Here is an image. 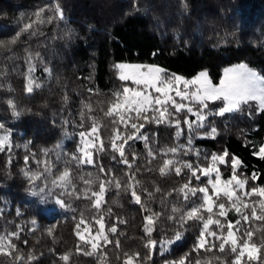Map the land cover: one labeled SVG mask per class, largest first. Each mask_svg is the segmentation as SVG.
Listing matches in <instances>:
<instances>
[{"label":"trees","instance_id":"obj_1","mask_svg":"<svg viewBox=\"0 0 264 264\" xmlns=\"http://www.w3.org/2000/svg\"><path fill=\"white\" fill-rule=\"evenodd\" d=\"M57 3L63 10V20L40 24L36 26L37 34L23 32L15 44L0 48V68L7 72L0 78V84L4 85L0 87V123L11 131V148L0 151V208L4 209L0 217V234L16 231L19 226L22 231L13 243L25 257L28 253L39 257L34 264H63L59 256L64 253L72 254L70 264H97L95 256L76 252L78 238L72 219L73 215L78 218L81 211L90 219L94 213L90 201L83 197H64L65 203L76 210L74 213L59 207L54 197L34 196L32 191L42 187L45 179L35 181L37 188L33 189L25 171H36L37 160L50 159L53 167L52 175L47 177L49 187L51 180L67 166L78 190L84 187L78 179L80 175L89 172L99 175L97 168L77 167L62 153L76 151L78 137L75 134L81 130L78 125L85 103L92 104L91 115L103 124L101 135L108 146L112 124L101 109L106 110L111 93L125 84L117 77L114 69L117 63L155 65L169 74L188 79L206 71L214 84L219 83L224 69L241 63L264 76V0H0V41L7 44L25 23L35 19L38 10L54 9ZM43 15L47 18L53 12L47 10ZM28 51L39 52L43 61L37 64L35 72L42 87L31 94L25 91L26 81L22 75L27 71L25 57ZM45 66L52 70L51 77L43 71ZM89 88L94 89V93H89ZM9 100L20 112L18 117L13 115ZM209 106L216 111L223 102H211ZM209 121L219 134L215 139L195 140V147L201 152L199 163L207 164L205 155L227 151L228 164L220 165L224 179L232 173L231 157L234 156L242 162L239 166L242 175L250 177L253 172L258 173L259 179L254 186H264V159L254 154L264 144V112L258 111L253 102L223 117L210 116ZM90 124L86 116L85 128ZM144 131L157 151V158L148 164L144 142L139 140L130 142L131 147L126 152L129 160L133 152L138 157L136 165L140 171L136 173V179L140 181L138 191L142 200L153 212L161 213L152 238H171L176 230V225L167 219L171 207L175 204L186 211L193 203L200 202L199 194L185 205L173 189L187 182V170L180 176L174 172L161 176L158 171L166 158L159 150L177 143L175 128L166 124H146ZM184 142L185 138L181 137L179 143ZM57 145L62 148L58 149ZM45 149L49 150L47 158L43 155ZM58 153L60 160L56 159ZM113 155L109 150L96 154L95 158L124 185L128 180L127 169L113 161ZM25 156L29 157L27 165ZM181 158L197 162L194 155ZM39 170L43 172V165ZM105 178L101 176V179ZM206 179L202 178L203 181ZM196 184L193 179V185ZM156 187L160 188L159 193H155ZM145 188L154 193L152 200L143 192ZM93 189L98 190V185ZM55 191L59 193L61 189ZM168 192H172V196H165ZM108 208L112 209V215L106 216L107 227L116 223L117 217L126 221L117 224V234L110 236L113 241L119 239L120 248L113 243L104 249L109 264H122L123 253L138 252L144 259L148 255L143 231L146 213L133 202L130 192L117 190L114 186L105 193L103 209ZM238 218L234 211L228 212V220L234 223ZM33 220L35 225L31 223ZM53 225V235L49 236L47 229ZM252 228L256 229L252 243L259 246L264 237L259 229L264 228V222L256 221ZM199 231L200 225L190 221L180 242L163 252L157 247L152 260L146 264H164L165 260H178L185 253L190 254L191 264L206 255L220 256L221 261L217 264H233L237 254L227 245L224 253L218 248L207 254L203 249L199 254L193 252ZM259 249L260 259L245 260L244 264H264V248ZM0 264H13V260L0 255Z\"/></svg>","mask_w":264,"mask_h":264},{"label":"snow or ice","instance_id":"obj_2","mask_svg":"<svg viewBox=\"0 0 264 264\" xmlns=\"http://www.w3.org/2000/svg\"><path fill=\"white\" fill-rule=\"evenodd\" d=\"M47 10L52 11L53 15L45 18L43 14ZM34 16L35 19L25 23L20 32H17L16 36L7 44L0 41V48L15 44L23 32L37 34L36 26L40 24L64 19L63 10L58 3L54 9L42 8ZM42 62L39 52H27L25 57L27 71L22 75L25 77V91L28 94L42 87V83L35 76L37 64ZM114 69L118 79L122 82H131V86L125 83L120 89L113 91L111 99L107 102L106 110L101 109L104 117L110 118L112 124L111 134L107 138L108 146H105V139L101 135L103 124L91 115L92 104L85 103L80 113L81 122L78 125L81 130L75 134L78 137L76 151L62 153L68 157L69 162H75L77 167L89 165L97 168L99 175L90 172L80 175L78 179L84 187L78 190L76 183L73 182L71 169L66 166L58 177L51 180V187H49L47 177L52 175V161L50 159L37 160L38 169L36 171L26 170L25 176L32 183L33 189L37 188L35 181L44 177L45 182L38 190H33L32 195L43 194L46 197H54L55 203L59 207L74 213L76 210L65 203L64 197H75L76 199L83 197L90 201V208L94 209L91 218L89 219L85 212L81 211L78 218L73 215L72 219L75 221L74 233L78 238L76 252L95 256L97 264H109L108 255L104 249L113 243L117 249L120 248L119 239L113 241L110 236L117 234V224L126 223L117 217L116 223L110 227L106 226V216L112 215V209L108 208L106 211L103 209L105 193L113 186L117 190L122 189L125 192H130L133 202L140 205L146 213L143 231L146 237L144 247L148 249V255L141 259L138 252L123 253L122 264H146V261H151L152 254L157 247L163 252L169 246L183 239V231L186 230V225L190 221L200 225L193 252L199 254L203 249L207 254L218 248L220 253H224L227 245L232 253L237 254L233 264H240V258L245 254L249 261H258L260 258L257 252L259 248H264V237H262V243L259 246L252 243L256 231L252 228V224L256 221L264 222V186L249 187V180L255 185L259 174L253 172L250 177L238 174L237 169L242 162L233 156L231 157L232 173L229 178L224 179L220 165L228 164L229 153L224 151L220 154L205 155L204 159L207 164L202 165L199 163L201 152L195 147V140L215 139L219 134L216 126L209 121L210 116L223 117L227 113L240 111L242 106L251 105L253 102L256 103L258 111L264 112V76L259 75L243 63L224 69L218 84L212 82L206 71H201L194 78L187 79L177 74H169L165 69L155 65L117 63L114 65ZM43 71L51 77L52 70L50 68L45 66ZM6 75V70L0 68V78ZM3 86L0 84V87ZM94 91L92 88L88 89L89 93H94ZM64 99L67 101V96ZM218 100L223 102V106L216 111L211 110L210 103ZM8 104L13 110V115L18 117L20 112L16 110L14 102L9 100ZM86 116L87 120L91 122L90 127L87 128H85ZM146 124H166L175 128L177 143L175 146L159 150V154L166 158L158 171L161 176L169 175L172 172L180 176L187 170L189 174L187 182L178 189H173V192L182 197L185 205L198 194L200 201L193 203L192 207L186 211L183 207L174 204L167 219L176 225V230L171 238L161 237L159 240L153 239L152 234L161 213L153 212L142 200L140 191H138L140 181L136 179V173L140 171V167L136 165L138 157L133 152L132 158L129 160L126 152V149L131 147L130 142L139 140L144 142L149 158L147 163L151 164L157 158V151L151 146L150 137L144 131ZM202 129L204 131H201ZM0 132H2L0 134V151H4L5 147L10 149L11 131L5 129V125L0 123ZM181 137L185 138L184 143H179ZM56 147L62 148L61 145ZM109 150L115 154L112 156V160L124 165L127 169L125 175L128 180L124 185L111 170L106 171L104 165L95 158L96 154ZM254 154L264 159V146H261ZM43 155L47 158L49 150L45 149ZM189 155H194L197 162L181 158ZM60 158L61 154L58 153L56 159L60 160ZM24 161L27 165L29 157L25 156ZM40 165H43V172L39 170ZM148 171L151 169L149 168ZM101 176L106 178L101 179ZM202 178L207 179L203 181ZM193 179L197 182L195 186ZM94 185H98V190L93 189ZM56 188H60L61 191L57 193ZM160 191L159 187L155 188V193ZM143 192L147 193L149 200L154 198V193L146 188L143 189ZM172 194V192H168L165 196H172ZM253 197L258 199L253 200ZM229 211H234L239 217L234 223L227 219ZM3 212L4 209L0 208V217L3 216ZM17 215H19V210H17ZM31 223L35 225L36 221L33 220ZM54 228L55 225L47 229L49 236L53 235ZM31 230L34 231L35 228ZM20 231L22 229L18 226L16 231L0 234V255L10 257L13 264H34V261L39 257L34 253H28L25 257L13 243L14 239H19ZM259 231L264 233V228H260ZM24 243L27 244V241ZM71 255V253H64L59 256V260L63 264H70ZM189 255V253H185L178 260H165L164 264H191ZM218 261H221L220 256L206 255L203 258H197L195 264H217Z\"/></svg>","mask_w":264,"mask_h":264},{"label":"rangeland","instance_id":"obj_3","mask_svg":"<svg viewBox=\"0 0 264 264\" xmlns=\"http://www.w3.org/2000/svg\"><path fill=\"white\" fill-rule=\"evenodd\" d=\"M125 64H130V63H125ZM132 65H150V64H132ZM235 67V66H234ZM208 74V73H207ZM259 74V73H258ZM259 75H261V74H259ZM262 76V75H261ZM208 77H209V75H208ZM194 78V77H193ZM210 78V77H209ZM188 79V78H187ZM123 83H128L130 86H131V82H123ZM219 101V100H218ZM232 113H234V112H232ZM232 113H229V114H232ZM263 146H264V144H263ZM237 172H238V174H242V172L239 170V167H238V169H237ZM249 183L251 184V182L249 181ZM249 184V185H250ZM251 186H254L253 184H251L249 187H251ZM252 199H258L257 197H253ZM260 250V249H259ZM259 250H258V252H257V255H258V257L260 258V252H259ZM245 260H248L247 259V254H245V256H243V257H241L240 258V264H244V261Z\"/></svg>","mask_w":264,"mask_h":264}]
</instances>
